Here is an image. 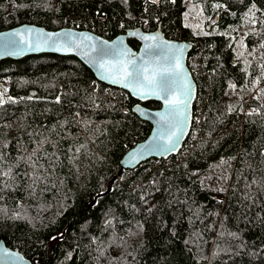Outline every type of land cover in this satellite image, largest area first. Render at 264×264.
I'll return each mask as SVG.
<instances>
[{"label": "trees", "instance_id": "16d2710c", "mask_svg": "<svg viewBox=\"0 0 264 264\" xmlns=\"http://www.w3.org/2000/svg\"><path fill=\"white\" fill-rule=\"evenodd\" d=\"M163 1L0 0V32L33 24L112 40L161 24L193 45L185 146L125 172L152 131L138 101L111 95L75 57L0 63V240L33 263L264 264V0ZM192 6L211 24L199 34L185 26Z\"/></svg>", "mask_w": 264, "mask_h": 264}, {"label": "water", "instance_id": "95a60500", "mask_svg": "<svg viewBox=\"0 0 264 264\" xmlns=\"http://www.w3.org/2000/svg\"><path fill=\"white\" fill-rule=\"evenodd\" d=\"M159 6V2H153ZM19 33L20 35H13ZM69 35H65V34ZM59 34V35H57ZM51 36V39H49ZM155 36L158 39L146 40L144 37ZM23 37V39L21 38ZM130 40H135L140 44L138 50L132 48L129 44ZM55 41V44H53ZM71 42L72 46H69ZM79 44L80 47H75ZM184 46L183 51V73L176 78L173 87L176 89L175 95L182 94L181 81L183 78L192 85L193 98L188 108L190 119L187 127L184 129V134L181 136L179 146L175 151H163L164 141L158 137V131L162 130L165 135L170 130L166 124H158L159 116L157 113H167L164 100L150 97L141 99L138 94L132 91L131 87H124L123 83L114 82L119 74V68L122 59L134 61L136 66H144L145 62L149 68H158L168 66L172 63V55L174 49L170 46ZM101 46L111 47L112 51L104 57V67L101 68L99 63H93L92 54L95 57L96 53L92 52V48L97 49ZM193 45L188 42L172 40L166 37L162 25L160 24L155 31L146 32L142 28L127 29L125 33L108 40L98 34L86 30H78L71 27L62 28L59 30H48L33 24H23L16 26L10 30L0 32V63L5 60L19 61L31 56L39 55H57L61 57H75L92 71L96 79L109 87L116 88L127 92L133 99L139 103L133 107V113L141 120L152 125V131L149 137L135 145L130 149L120 162L122 171H133L139 166L148 162L151 159L168 160L172 157H177L185 146L194 122V105L198 96V86L188 66V59ZM127 52L130 55L122 57L121 53ZM129 67V71H131ZM115 73L116 75H113ZM124 83H127L125 81ZM147 102H157L160 104L159 109H149L144 106ZM179 135V133H177ZM7 253V255L5 254ZM0 264H36L28 260L20 251L13 250L6 245L3 240H0Z\"/></svg>", "mask_w": 264, "mask_h": 264}, {"label": "snow or ice", "instance_id": "6c2138e0", "mask_svg": "<svg viewBox=\"0 0 264 264\" xmlns=\"http://www.w3.org/2000/svg\"><path fill=\"white\" fill-rule=\"evenodd\" d=\"M153 2H157V0H153ZM175 3V0H172ZM217 8H223L224 5L217 4ZM191 11V9L189 10ZM260 11L255 5V3H251V6L248 7L249 15L254 18L255 12ZM209 19H211L209 17ZM251 22L254 24L255 20L252 19ZM187 26V25H186ZM197 28H200V25H197ZM205 35L209 33L205 32ZM13 35L19 36V33H14ZM59 35V34H57ZM66 36L69 34H65ZM23 39V37H21ZM51 39V36H49ZM146 40H155L158 39L155 36L144 37ZM242 43V41H241ZM55 44V41H53ZM69 46H72L71 42H69ZM75 47H80L79 44H76ZM174 49L172 55V63L168 66L158 67V68H149L147 67V63L145 62L144 66H136L134 61L122 59L121 65L119 68V74L117 75V79L114 82L123 83L124 87H131L132 91L136 92L141 99H147L150 97H156L157 99H163L165 108L168 109L167 113H157L159 116L158 124H166L169 126V131L165 135V132L160 130L158 131V137L164 141L162 147L165 152H172L177 149L180 143L181 136L184 134V129L187 127L190 116L188 115V108L190 102L193 98L192 85L187 80V78H183L181 81L182 94L177 96L175 95L176 89L173 87V84L176 82V78L180 77L183 73V51L184 46H170ZM261 48H264V44H261ZM112 51L111 47L101 46L100 48L93 47L92 52H95V57H92V54L88 55L91 57L93 63H99V66L103 68L104 65V57L109 55ZM130 55L127 52H122L121 56L126 57ZM129 67H131V71H129ZM264 68V65H262ZM116 75L115 73H112ZM127 81V83H124ZM259 83V80L256 81ZM233 89H235V85H231ZM264 92V89L261 90ZM11 99V98H9ZM59 102V99L57 100ZM3 103V100L0 99V104ZM251 115V113H249ZM179 133V135H177ZM31 159V157H29ZM223 163V161H221ZM4 176H8L9 172L3 173ZM36 179H39L37 176ZM34 190V189H33ZM7 255V253H5Z\"/></svg>", "mask_w": 264, "mask_h": 264}, {"label": "rangeland", "instance_id": "374dc122", "mask_svg": "<svg viewBox=\"0 0 264 264\" xmlns=\"http://www.w3.org/2000/svg\"><path fill=\"white\" fill-rule=\"evenodd\" d=\"M152 2V0H149ZM159 2V7L162 5H165L166 1L163 0H158ZM154 4V3H153ZM191 9V11H189ZM187 21L188 23L185 22V26L189 27L191 31L195 34H199L200 32H203V29L207 27L208 25H211L208 22H205V19L203 17V14L201 13V10L197 7H189L188 8V13H187ZM200 25V28H197V25Z\"/></svg>", "mask_w": 264, "mask_h": 264}, {"label": "built area", "instance_id": "2783aa9c", "mask_svg": "<svg viewBox=\"0 0 264 264\" xmlns=\"http://www.w3.org/2000/svg\"><path fill=\"white\" fill-rule=\"evenodd\" d=\"M108 92L111 94V95H113V96H122L123 95V93H124V91H122V90H119V89H116V88H112V87H110V89L108 90Z\"/></svg>", "mask_w": 264, "mask_h": 264}]
</instances>
